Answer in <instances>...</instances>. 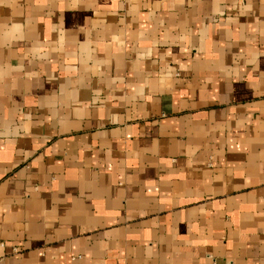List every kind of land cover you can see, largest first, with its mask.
<instances>
[{
  "label": "crops",
  "instance_id": "0c3cea01",
  "mask_svg": "<svg viewBox=\"0 0 264 264\" xmlns=\"http://www.w3.org/2000/svg\"><path fill=\"white\" fill-rule=\"evenodd\" d=\"M0 264H264V0H0Z\"/></svg>",
  "mask_w": 264,
  "mask_h": 264
}]
</instances>
